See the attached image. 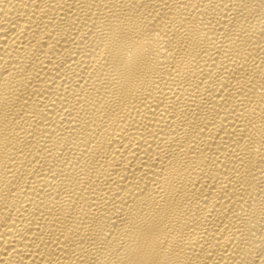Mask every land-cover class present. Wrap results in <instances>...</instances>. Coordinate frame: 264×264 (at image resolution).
<instances>
[{"label":"bare ground","instance_id":"bare-ground-1","mask_svg":"<svg viewBox=\"0 0 264 264\" xmlns=\"http://www.w3.org/2000/svg\"><path fill=\"white\" fill-rule=\"evenodd\" d=\"M0 264H264V0H0Z\"/></svg>","mask_w":264,"mask_h":264}]
</instances>
